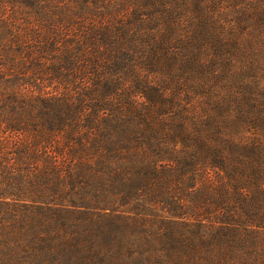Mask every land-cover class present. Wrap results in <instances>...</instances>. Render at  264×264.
Listing matches in <instances>:
<instances>
[{"label": "trees", "instance_id": "1", "mask_svg": "<svg viewBox=\"0 0 264 264\" xmlns=\"http://www.w3.org/2000/svg\"><path fill=\"white\" fill-rule=\"evenodd\" d=\"M103 1L66 7L64 24L87 31L83 24L94 25L86 19L110 6H101ZM26 2L35 10L42 6L46 13L38 18L55 23L53 1L10 0L11 17ZM54 19L62 23L58 15ZM93 28L89 36L102 31L111 39L108 29ZM23 34L9 18L0 20V264H264V155L258 147L249 163L232 158L237 149L223 141L215 117L201 124L180 106L181 84L171 94L164 89L168 82L161 88L137 84L136 92L148 101L143 108L131 106L130 113H110L104 100L114 90L105 82H95L86 89L90 99L83 94L77 103L39 86L29 96L17 73L27 67ZM52 43L46 41L43 50ZM108 53L115 57L118 51ZM91 54L81 53L95 68L98 60ZM76 55L67 48L55 56L57 78L73 71L63 83L78 75ZM196 60L190 54L184 61L186 77L200 69ZM159 63L154 58L149 70L164 72ZM172 65L165 69L168 75ZM38 69L32 79L41 75ZM103 110L109 113L100 116ZM94 119L93 126L82 124ZM217 139L223 146L210 142ZM58 158L70 160L67 172ZM42 159L46 166L35 167ZM208 166L227 182L198 186ZM241 174L251 176L249 182ZM248 185L256 189L251 196L243 190ZM186 213L197 221L184 220Z\"/></svg>", "mask_w": 264, "mask_h": 264}, {"label": "rangeland", "instance_id": "2", "mask_svg": "<svg viewBox=\"0 0 264 264\" xmlns=\"http://www.w3.org/2000/svg\"><path fill=\"white\" fill-rule=\"evenodd\" d=\"M9 1L0 0V20L9 18L16 29L24 31L23 45L27 51H23L22 56L27 62L24 67H27L17 72L24 79V93L36 95L39 86L41 91L53 97L68 95L63 102L69 99L77 103L83 94L85 100L90 99L86 89L93 88L95 82H105L113 84L114 90L104 100L111 105L110 113L113 110L130 113L131 106L143 108L148 101L146 96L136 92L137 84L145 87L153 84L161 88L168 82L169 87L164 88L167 94L181 84L180 95L184 101L181 100L180 106L193 112L192 118L201 124L209 116L215 117L217 131L221 130L223 141L232 142L237 149L232 158L249 163L254 160L257 147L264 155V0H104L100 5H110L109 10L97 8L99 13L94 14V17L102 19L97 17L90 22L86 19V23L94 25L91 28L108 29L111 33L108 40L102 31L89 36L94 28L89 29L87 24H83L87 31L74 23L72 26L64 24L65 17L61 16L66 7L76 10L82 0H40L53 1V7H57L53 10L55 23L51 25L46 23L49 18H38L46 13L43 7L40 5L41 9L35 10L28 2L23 3L18 17H11L13 10ZM60 8L62 12L58 11ZM57 15L62 23H56L54 17ZM74 18L78 20L77 15ZM125 33L134 34L132 39L135 40H123ZM52 39L53 45L44 51L43 44ZM67 48L75 55L76 52L79 54L74 68L78 75L73 81L63 83L61 80L69 78L68 74L72 75L73 71H67V77L57 78L52 67L57 61L55 56ZM111 48L118 51L115 57L108 53ZM218 52L221 53L220 58L216 57ZM81 53L87 56L92 53L90 56L98 60V65L92 68L88 57H82ZM190 54L197 56L196 61L201 67L194 76L186 77L182 67ZM154 58L160 61L164 72L149 70ZM41 61L42 67L39 65ZM168 65H172L171 75L165 71ZM37 69L41 75L32 79ZM28 77L30 81H27ZM69 82L76 84L69 85ZM106 113L109 112L103 110L100 116ZM169 118L166 116L165 123L170 122L166 121ZM69 121L79 124L73 119ZM97 121L82 120V124L93 126ZM223 141L210 142L223 146ZM58 160L65 170L63 172H67L70 160ZM55 164L53 161V167ZM45 166L43 159L35 164V167ZM219 173L218 169L208 166L199 176L198 186L227 182V177L221 178L223 173L220 176ZM237 176L242 182H249L251 177L247 174ZM243 190L248 196L256 193L254 186L250 185ZM186 203L189 204L188 199ZM260 207L264 208V202ZM200 218L204 219L203 216ZM183 219L197 221L192 213L184 214Z\"/></svg>", "mask_w": 264, "mask_h": 264}]
</instances>
